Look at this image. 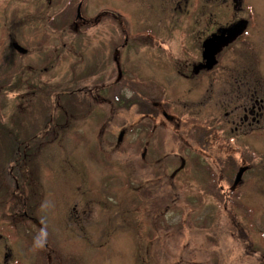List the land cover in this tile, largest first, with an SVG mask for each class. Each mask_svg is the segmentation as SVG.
<instances>
[{
	"label": "rangeland",
	"instance_id": "1",
	"mask_svg": "<svg viewBox=\"0 0 264 264\" xmlns=\"http://www.w3.org/2000/svg\"><path fill=\"white\" fill-rule=\"evenodd\" d=\"M81 1L88 20L102 16L98 24L78 31L73 25L64 32L52 29L44 47L46 37L41 41L34 26L23 25L15 33L26 54L7 45L14 22L0 23V55L5 66L20 68L19 83L13 77L0 95L5 124L0 130V264L13 257L14 264H264V121L253 126V134H248L251 127H243L245 135L232 132L223 108L226 71H256V86L264 87V0H242L235 10L232 0H188L189 9L177 10L176 0H111L112 5L110 0H53L41 23L72 24ZM2 2L0 17L12 6H20L23 15L35 8L33 0ZM108 6L116 7L114 29L102 13ZM241 19L254 29L247 44L228 50L210 75L185 78L198 53L181 44L198 45L211 26ZM182 26L199 28L186 31L184 39ZM113 36L117 62L110 69L116 78L120 66L124 72L114 91V126L92 121L99 109L93 102L91 113L84 104L69 107L67 118L74 119L63 132L61 50L68 52V93L75 92L79 84L96 83L93 76L76 83L72 78L103 70ZM43 58L50 61L48 69L41 66L32 74L34 62L44 64ZM99 74L109 80L107 73ZM135 92L140 103L162 99L181 120L175 124L162 114L155 123L150 120L155 129L149 125L148 140L161 141L160 157H142L146 115L132 101ZM220 128L228 134L223 141L222 133H212ZM29 135L32 142H23ZM18 141L34 150L31 156L14 158ZM241 168L246 169L236 184ZM25 201L29 211L33 206L34 219L22 216ZM42 230L47 236L38 247Z\"/></svg>",
	"mask_w": 264,
	"mask_h": 264
},
{
	"label": "flooded vegetation",
	"instance_id": "2",
	"mask_svg": "<svg viewBox=\"0 0 264 264\" xmlns=\"http://www.w3.org/2000/svg\"><path fill=\"white\" fill-rule=\"evenodd\" d=\"M3 0H0V14L2 12H4V8H6V5H4V3L2 2ZM45 1L47 3H45ZM111 1V0H110ZM82 2V1H81ZM79 2V4L81 3ZM188 0H176L175 4V10H177L178 8H188ZM233 2V7L234 10L238 9L241 7L242 4V0H232ZM19 3V2H18ZM17 3V4H18ZM33 3L35 5V8L29 11V15H23L22 14V10L20 6H12V10L10 14L7 15H3L0 17V23L2 22L3 25H7L9 21L14 22L13 26L15 27L13 29V34H9V40L7 42V45L9 44L10 47L13 48V51H16L18 53H20V51L16 50L15 48V44L18 43L20 45H22L21 43H19L18 41V35L15 33L17 29L21 28L23 25L24 26H34V32L36 34V36H40V40L42 41V39L44 37H46L43 41L45 42L44 44L41 43L42 47H44L45 45H47V41H49V35L52 33L51 30H55V31H61L64 32L66 31L70 26L73 25L74 28L78 29L79 28H85L86 26L88 27V25L90 26H94L95 24H98L99 21L101 20L102 16L100 14H98L97 16H95V18L93 20H88L89 17L84 16V19H77V17L75 18V20L72 22V24H69L67 21L65 23H61V24H54L52 23V21L49 23H41V18L42 15L46 12H44L47 8H52L54 5L53 0H44V2H42V0H33ZM78 4V5H79ZM113 4V1H111V5ZM62 5V4H61ZM83 5V2H82ZM54 8V7H53ZM108 10L103 11L102 13H104L105 15H108L110 17V26L112 28L110 29H114L116 26V21H117V14H116V7L115 6H108ZM189 9V8H188ZM68 9L65 10H61L60 13L63 14L65 11H67ZM101 13V14H102ZM45 16V15H44ZM53 19V18H52ZM26 20V21H25ZM238 20L235 21L236 23L239 21ZM29 21V22H28ZM27 22V23H26ZM234 23L227 25V26H211L207 31H205V34L203 37L202 34H199V37H201L200 42L198 43V45H195L190 43L187 44V42H183V44L181 45H191L193 48H196L198 55H196L197 59H193L190 62V68L186 69V71H184V77L187 79H193L197 76H208L210 75L214 69H207L206 68V63L208 62L209 58H207L204 53H205V43L210 40V39H217L218 37L222 36V35H229V32H231L235 27L237 26H233ZM2 25V24H0ZM38 26H44V27H38ZM47 26V28L45 27ZM48 26H50V28H48ZM53 26V27H52ZM54 26H59L58 29H54ZM89 26V27H90ZM184 28V33L180 36H183L184 39L185 35H186V31H192L194 29L195 26H182ZM199 28V26H196ZM208 28L207 26H203ZM175 28V27H173ZM194 29V31L196 30ZM193 31V33H194ZM254 29L249 30V24L248 26H246L244 28V30L240 33V35L232 40L230 43H228V45L224 46L222 49H214L213 51H211V55L215 54L214 56L216 57L217 63L219 64L221 59L223 58V56L225 55V53L230 50V49H235V48H239L240 46H242L243 44H247V40L251 39V36L254 35L253 33ZM51 32V33H50ZM113 32V31H112ZM115 33V32H114ZM169 34V31H168ZM195 35V33H194ZM196 37V35H195ZM110 39V49H109V54L107 56V60L106 58H104L103 60V65H102V71H100V68H98V70L95 71H91V72H87V75H83L82 73L80 74L79 72L76 73L77 77H73L72 79L75 81V83L77 81H81L87 77H94V80L96 81L95 84H91L93 86H83L81 84L78 85L77 90L75 92H69L68 93V89H69V74H68V52L66 50H61V56H62V63H64V78H65V82L62 83L64 88L61 90V94L59 95V97L61 98V102L59 103L60 105V112H61V129L63 132L66 133V131L68 130V125L70 119L67 118L68 113H69V105H68V101L70 102L71 98L74 100H78L79 101V105L80 104H84L87 105L89 107L88 112L91 113L92 110L94 111V109L91 107L93 106V102H96L99 104V109L98 110V118H95L94 122H96V125L98 126H112L113 123L115 122V118H116V108H117V97H116V93L114 92L116 90V85L118 83L117 78L115 77V73L113 71H111V65L112 63L115 64L117 61L116 58V53H117V47H116V39L115 36H113V38H109ZM127 40V39H126ZM67 43V42H66ZM63 44V46L65 48L67 47V44ZM239 43H242V45L237 46ZM247 46V45H246ZM24 47V46H23ZM39 47V46H38ZM40 48V47H39ZM185 48V46H184ZM112 50V51H111ZM185 50V49H184ZM67 52V53H64ZM28 53V51L26 52ZM25 53V54H26ZM54 59L52 60L53 63L56 62L57 59V55H56V50H54ZM3 54V53H2ZM100 55V53H99ZM43 60H45L44 64L39 63L40 65L37 66V64L34 62V65L32 67V74H36L38 73L37 70L40 71L41 67L43 70L44 69H48L46 64H50L49 62H46V59L43 58ZM43 60H41L40 62H42ZM254 62H256V58L253 59ZM96 62V61H95ZM54 65V64H52ZM93 66H95V63L93 64ZM97 68V66H96ZM5 69V58L4 56L0 55V72H4ZM18 69V70H17ZM121 66L119 67V74L122 73V75H124L123 70H121ZM15 73H14V79L16 80V83H18L17 79H19V72H20V68H18V66H15ZM74 71H78L76 69H74ZM79 73V75H78ZM90 73V74H89ZM99 73H107V76L109 80H107L105 77L104 79L100 78V74ZM250 73V74H249ZM249 74V75H248ZM75 75V73H74ZM226 78H225V92L228 91V97H226L223 101V108H224V115L226 116V123L228 125H231L232 128H230L232 132H236V131H240V133L242 135H245L244 129L243 127H251L252 128V132L248 133V134H253L256 132L255 127H253L254 125H256V123H262V121H264V87L261 86H256V71H248V70H244L242 72L236 71H226L225 73ZM41 76V75H40ZM112 79V80H111ZM227 79V80H226ZM229 80V81H228ZM19 85V84H18ZM2 88H4L5 86H0ZM75 88V87H73ZM36 89V88H35ZM74 95V96H73ZM71 97V98H70ZM240 99L241 102H235L236 99ZM158 101H147L142 103V110L143 111V115L145 114L146 118L144 120V123L142 124V128L144 130V133H146V138L144 142H142V146L143 147V151H142V157L143 158H155V157H160L159 155L163 154V145L162 143H160L161 141L157 140V142H153L151 143V141L148 140V135L147 133L149 132V125L153 124V131L155 129V122L157 121L156 119L158 118L157 115L162 114L165 118L168 119V121L171 122H175V124H179L181 120L178 119V117L172 115L170 112H168L167 109H165V105L164 102H162V99H158L156 98ZM2 103V102H1ZM0 103V116L2 117L0 119V130L3 127V109H2V104ZM236 109H239V113H238V117L236 114ZM96 111V110H95ZM161 111V113H160ZM100 116V117H99ZM67 118V119H66ZM74 119V117L72 118ZM114 119V120H113ZM153 120V122H150V120ZM53 121V119H50V122ZM46 126H49V124H46ZM56 126L57 124H54V129H52L53 131H51V133H53L54 131H56ZM114 126V125H113ZM52 127V126H51ZM52 127V128H53ZM204 127V126H202ZM209 131L214 129V126L212 123L208 124L206 126ZM207 129V130H208ZM227 132V130H225L224 128H220L219 131H213L212 133H217V136H219V133L221 134V138L220 140H225L224 137H228V134L225 135V133ZM124 133H125V129H121L118 135V139L122 142L123 138H124ZM17 125L15 128V135H17ZM156 141V140H155ZM159 141V142H158ZM155 145V146H154ZM18 148V147H17ZM20 149V146L19 148ZM3 151L2 145L0 144V152ZM151 151V152H150ZM153 153V155L151 154ZM1 155V154H0ZM26 156V155H25ZM151 156V157H149ZM26 158V157H25ZM173 174V173H172ZM174 176V174H173ZM28 202L25 201V204L22 205V209L20 210L21 213H23V217L25 219L31 220L34 219L33 215H32V210L31 207H33L30 204V211L28 210L29 208ZM27 209V210H26ZM12 254V253H11ZM8 264H14V257L12 259L11 263Z\"/></svg>",
	"mask_w": 264,
	"mask_h": 264
},
{
	"label": "water",
	"instance_id": "3",
	"mask_svg": "<svg viewBox=\"0 0 264 264\" xmlns=\"http://www.w3.org/2000/svg\"><path fill=\"white\" fill-rule=\"evenodd\" d=\"M81 5L79 6L78 9V17L79 18H83L82 14H81ZM248 22L247 20H242L239 22H235V24L233 26H237L235 27L231 32H229V35H222L220 37H218L217 39H210L205 43V53L204 55L209 58L208 62L206 63V68L207 69H212L214 67V65H216L217 60L216 57L214 56L215 54L211 55V51H213L214 49H222L224 46L228 45V43H230L232 40L236 39L240 33L244 30V28L247 26ZM15 48H17L20 52L24 53L27 52V50L25 48H23L21 45H19L18 43L15 44ZM246 168H241L237 175L236 181L235 183L237 184L238 181L240 180L241 176L243 175L244 171Z\"/></svg>",
	"mask_w": 264,
	"mask_h": 264
},
{
	"label": "trees",
	"instance_id": "4",
	"mask_svg": "<svg viewBox=\"0 0 264 264\" xmlns=\"http://www.w3.org/2000/svg\"><path fill=\"white\" fill-rule=\"evenodd\" d=\"M13 67H15L13 64H7L6 66H5V69H4V74H3V77H4V79H0V83H3L4 85H11L12 86V81H13V77L15 76L14 75V73H15V69L13 68ZM18 70V69H17ZM119 83V82H118ZM13 90H16V89H18L16 86H14L13 88H12ZM139 94H138V92H135V95H134V97H133V99H132V101L134 100H136V102H137V104L140 106H142V103H140V100H138L139 99ZM71 98V97H70ZM125 103H126V106L128 105V104H130L129 102L127 103V101H125ZM68 105H69V107L71 108V109H73L76 105H79V102L77 103L76 102V100L74 101V99H72L71 98V100H70V102L68 101ZM120 108V107H119ZM141 109H142V107H141ZM8 130V129H7ZM6 130V131H7ZM11 130V129H10ZM10 130H8L9 132H11ZM5 131V132H6ZM13 131V130H12ZM12 134H13V137H16V135H15V132H12ZM6 136H7V134H5ZM7 138V137H6ZM25 140V139H24ZM23 140V142H25ZM19 148V146H20V149H18L17 147ZM13 151L15 150V152H14V154H13V156H14V158L15 159H17V158H19L21 155L22 156H24V157H29V156H31V154H32V152L34 151V150H30V149H28V148H25V149H23V147H22V145H21V142L20 141H18L17 143H16V145H14V148L12 149ZM26 155V156H25Z\"/></svg>",
	"mask_w": 264,
	"mask_h": 264
},
{
	"label": "bare ground",
	"instance_id": "5",
	"mask_svg": "<svg viewBox=\"0 0 264 264\" xmlns=\"http://www.w3.org/2000/svg\"><path fill=\"white\" fill-rule=\"evenodd\" d=\"M3 74H4V72L2 73V72H0V79L2 80V79H4V77H3ZM18 83H19V80H18ZM0 86H10V85H4L3 83H0ZM18 89H21L20 87H18V86H16ZM18 89H16V90H18ZM16 90H14V91H16ZM4 91H5V89L4 88H2V87H0V95H3L4 94ZM60 93H61V91H59V95H60ZM55 98H57V97H55ZM44 106H46V104H44ZM71 121H72V118H71V120L69 121L70 123H71ZM3 126H5V124H3ZM14 126V125H13ZM15 128H16V125H15V127H14V131L13 132H15ZM32 136L31 135H29V136H27V138L25 139V142H32L31 140H29L30 138H31ZM34 143V142H33ZM30 147V146H29ZM25 203V202H24ZM15 260V259H14Z\"/></svg>",
	"mask_w": 264,
	"mask_h": 264
},
{
	"label": "clouds",
	"instance_id": "6",
	"mask_svg": "<svg viewBox=\"0 0 264 264\" xmlns=\"http://www.w3.org/2000/svg\"><path fill=\"white\" fill-rule=\"evenodd\" d=\"M46 236H47V232L42 230L40 236H38L35 240L36 246L42 247L43 243L45 242Z\"/></svg>",
	"mask_w": 264,
	"mask_h": 264
}]
</instances>
